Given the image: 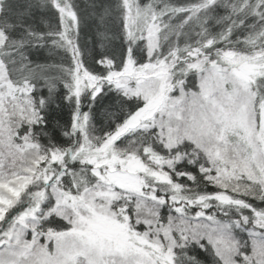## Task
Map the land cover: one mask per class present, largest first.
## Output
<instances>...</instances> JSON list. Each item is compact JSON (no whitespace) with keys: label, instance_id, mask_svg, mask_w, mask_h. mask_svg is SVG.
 Returning <instances> with one entry per match:
<instances>
[{"label":"snow or ice","instance_id":"6c2138e0","mask_svg":"<svg viewBox=\"0 0 264 264\" xmlns=\"http://www.w3.org/2000/svg\"><path fill=\"white\" fill-rule=\"evenodd\" d=\"M0 264H264V0H0Z\"/></svg>","mask_w":264,"mask_h":264}]
</instances>
